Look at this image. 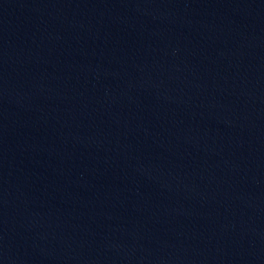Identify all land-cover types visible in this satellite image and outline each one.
Masks as SVG:
<instances>
[{
	"label": "water",
	"instance_id": "95a60500",
	"mask_svg": "<svg viewBox=\"0 0 264 264\" xmlns=\"http://www.w3.org/2000/svg\"><path fill=\"white\" fill-rule=\"evenodd\" d=\"M0 264H264V0H0Z\"/></svg>",
	"mask_w": 264,
	"mask_h": 264
}]
</instances>
